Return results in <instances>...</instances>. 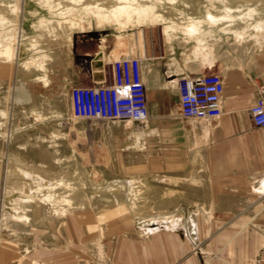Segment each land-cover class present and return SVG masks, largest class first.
<instances>
[{
  "label": "rangeland",
  "instance_id": "obj_1",
  "mask_svg": "<svg viewBox=\"0 0 264 264\" xmlns=\"http://www.w3.org/2000/svg\"><path fill=\"white\" fill-rule=\"evenodd\" d=\"M263 45L264 0H0V264H111L117 237L177 224L192 240L196 223L190 254L212 257L221 114L184 120L146 96L143 126L76 120L65 85L103 58L146 53L191 72L178 78Z\"/></svg>",
  "mask_w": 264,
  "mask_h": 264
},
{
  "label": "crops",
  "instance_id": "obj_2",
  "mask_svg": "<svg viewBox=\"0 0 264 264\" xmlns=\"http://www.w3.org/2000/svg\"><path fill=\"white\" fill-rule=\"evenodd\" d=\"M88 68L81 77L73 73L65 87L89 85L98 75L90 64ZM201 68L219 74L224 87L221 117L207 147L212 171L213 256L190 254L199 240L197 223L193 241L184 233L187 226L175 224L143 240L117 237L109 242L111 264H247L264 249V128L254 127L248 116L256 87L264 82V45L242 58L214 56L211 67ZM176 74L191 72L167 61L162 66H140L149 106L156 105L159 111L168 99L177 111ZM173 115L157 112L154 121H167Z\"/></svg>",
  "mask_w": 264,
  "mask_h": 264
},
{
  "label": "built area",
  "instance_id": "obj_3",
  "mask_svg": "<svg viewBox=\"0 0 264 264\" xmlns=\"http://www.w3.org/2000/svg\"><path fill=\"white\" fill-rule=\"evenodd\" d=\"M154 59L157 57L146 53L138 57L118 55L107 61L103 58L100 61L101 80L71 87V117L145 125L148 110L140 66ZM223 88L222 78L215 73L176 78L178 117L198 121L217 118L221 114ZM248 116L254 127L264 128V82L256 87ZM247 264H264V249H259Z\"/></svg>",
  "mask_w": 264,
  "mask_h": 264
},
{
  "label": "water",
  "instance_id": "obj_4",
  "mask_svg": "<svg viewBox=\"0 0 264 264\" xmlns=\"http://www.w3.org/2000/svg\"><path fill=\"white\" fill-rule=\"evenodd\" d=\"M101 65L100 61H97L95 66L96 68H99ZM98 75V77H96V80H101V73H96Z\"/></svg>",
  "mask_w": 264,
  "mask_h": 264
}]
</instances>
